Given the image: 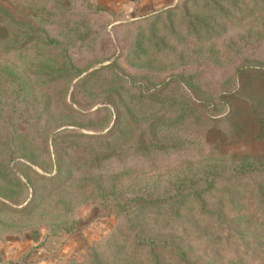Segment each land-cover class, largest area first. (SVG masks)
Instances as JSON below:
<instances>
[{
	"label": "rangeland",
	"instance_id": "374dc122",
	"mask_svg": "<svg viewBox=\"0 0 264 264\" xmlns=\"http://www.w3.org/2000/svg\"><path fill=\"white\" fill-rule=\"evenodd\" d=\"M142 1L0 0V264H264V0Z\"/></svg>",
	"mask_w": 264,
	"mask_h": 264
},
{
	"label": "crops",
	"instance_id": "0c3cea01",
	"mask_svg": "<svg viewBox=\"0 0 264 264\" xmlns=\"http://www.w3.org/2000/svg\"><path fill=\"white\" fill-rule=\"evenodd\" d=\"M175 0H143L140 6L136 7V12L138 13H156L160 9H169L174 5ZM133 10V9H132ZM135 10V9H134ZM34 250L30 252L28 257L25 259L24 264H32L42 259L41 248H38V244L34 245ZM40 252V253H39Z\"/></svg>",
	"mask_w": 264,
	"mask_h": 264
},
{
	"label": "trees",
	"instance_id": "16d2710c",
	"mask_svg": "<svg viewBox=\"0 0 264 264\" xmlns=\"http://www.w3.org/2000/svg\"><path fill=\"white\" fill-rule=\"evenodd\" d=\"M184 1H187V0H184ZM154 14H157V13H154ZM241 111H242V109L238 110V112H241ZM241 115H243V114L240 113V116ZM258 118H260V116ZM256 164H258V163L254 162V161L243 162L239 165L238 172H236V173L240 172V173L249 174L250 172L255 171L258 168ZM233 170L236 171L237 169L235 168ZM211 176H218V174L213 173ZM154 202H157V201H154ZM154 202H153V204H155V205L158 204V203H154ZM34 235L36 237H33V241L38 243L39 247H44V238L42 237V235L36 234V233H34Z\"/></svg>",
	"mask_w": 264,
	"mask_h": 264
}]
</instances>
